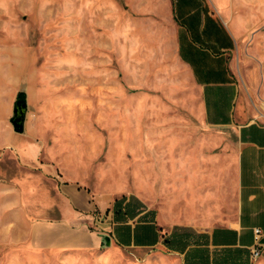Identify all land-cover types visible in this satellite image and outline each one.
Returning a JSON list of instances; mask_svg holds the SVG:
<instances>
[{
  "label": "rangeland",
  "instance_id": "1",
  "mask_svg": "<svg viewBox=\"0 0 264 264\" xmlns=\"http://www.w3.org/2000/svg\"><path fill=\"white\" fill-rule=\"evenodd\" d=\"M232 2L238 15L264 17V0ZM213 3L201 0L212 14ZM175 10L174 0H0V68L14 82V102L26 94L21 135L38 157L26 166L13 149L0 150V264H180L161 245L105 246L109 234L95 228L115 199L131 195L164 231L171 227L166 160L151 155L166 145L150 140L188 118L185 107L197 98L178 57ZM206 147L208 158L232 168L228 146L216 154ZM58 177L63 196L80 191L95 221L78 213L89 231L83 245L52 250L34 230L68 208L46 200Z\"/></svg>",
  "mask_w": 264,
  "mask_h": 264
},
{
  "label": "crops",
  "instance_id": "2",
  "mask_svg": "<svg viewBox=\"0 0 264 264\" xmlns=\"http://www.w3.org/2000/svg\"><path fill=\"white\" fill-rule=\"evenodd\" d=\"M213 1L214 14L205 9L201 0L187 6L174 0L180 22L178 57L189 71L187 84L197 89L190 96L197 98L185 107L190 114L188 118L169 127L165 137L150 140L151 144L166 145L164 154L152 149L151 155L156 160H166L165 207L171 227L164 231L156 216L155 221L164 234L179 226L208 235L209 264L220 258L224 250L234 253L237 249L245 252L242 259H247L248 264H264V23L261 24L264 17L238 15L233 0ZM5 72L0 68V76ZM3 82H0V150L13 149L22 164L31 166L38 157L10 123L14 82L6 79V74ZM223 118L228 121H222ZM207 145L215 146L209 147L210 154H216L217 145L228 146L232 168H224L216 155L208 158ZM42 171L45 172L43 168ZM51 181L55 196L52 200L48 195L46 200L54 201L55 209L65 201L68 208L54 219L42 218L40 224L44 226L34 230V237L47 242L46 246L52 250L82 246L87 224L77 214L93 221L89 214L91 206L76 188H68L63 196L59 177ZM111 209L106 211L104 220L94 219L95 228L104 229L117 248L124 247L114 237ZM255 229L262 232L259 241ZM258 243L261 253L253 259L251 251ZM158 245L164 248L161 243L136 248L151 249ZM130 247L135 246L124 248ZM164 250L178 255L180 264H184L182 254Z\"/></svg>",
  "mask_w": 264,
  "mask_h": 264
},
{
  "label": "trees",
  "instance_id": "3",
  "mask_svg": "<svg viewBox=\"0 0 264 264\" xmlns=\"http://www.w3.org/2000/svg\"><path fill=\"white\" fill-rule=\"evenodd\" d=\"M222 121L228 119L223 118ZM111 211L115 223L114 237L119 246L153 247L161 243L167 250L182 254L184 264H209L211 251L208 235L179 226L173 227L169 234L162 233V228L156 225L155 211L148 210L132 195L115 199ZM244 253L238 249L234 253L224 250L213 264H248L247 259H242ZM246 256L248 258L247 253Z\"/></svg>",
  "mask_w": 264,
  "mask_h": 264
},
{
  "label": "water",
  "instance_id": "4",
  "mask_svg": "<svg viewBox=\"0 0 264 264\" xmlns=\"http://www.w3.org/2000/svg\"><path fill=\"white\" fill-rule=\"evenodd\" d=\"M27 114V103H26V94L23 91H20L15 99L12 116L10 123L12 128L17 133H23L24 124ZM103 244L109 246L111 242V237L109 235H103Z\"/></svg>",
  "mask_w": 264,
  "mask_h": 264
},
{
  "label": "built area",
  "instance_id": "5",
  "mask_svg": "<svg viewBox=\"0 0 264 264\" xmlns=\"http://www.w3.org/2000/svg\"><path fill=\"white\" fill-rule=\"evenodd\" d=\"M254 235H255L256 239H258V241H259V239L262 236V232L259 229H255ZM260 246L261 245H259V243H258V246L251 251V256L253 259H256L260 256V253H261L260 249H259Z\"/></svg>",
  "mask_w": 264,
  "mask_h": 264
}]
</instances>
